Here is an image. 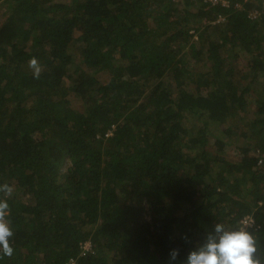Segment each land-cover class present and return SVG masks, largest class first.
I'll return each mask as SVG.
<instances>
[{
	"label": "trees",
	"instance_id": "1",
	"mask_svg": "<svg viewBox=\"0 0 264 264\" xmlns=\"http://www.w3.org/2000/svg\"><path fill=\"white\" fill-rule=\"evenodd\" d=\"M0 6V184L13 188L0 264H182L218 223L252 234L264 264V15L248 17L259 3ZM222 117L245 138L235 159L209 151ZM86 240L94 252L80 255Z\"/></svg>",
	"mask_w": 264,
	"mask_h": 264
},
{
	"label": "clouds",
	"instance_id": "2",
	"mask_svg": "<svg viewBox=\"0 0 264 264\" xmlns=\"http://www.w3.org/2000/svg\"><path fill=\"white\" fill-rule=\"evenodd\" d=\"M34 78L39 79L42 67L37 58L32 57L28 62ZM0 254L10 257L13 248L9 239L13 232L9 227L6 217L9 214L7 198L13 193V188L7 183L0 184ZM217 236H209L207 242L198 250H191L187 254L186 261L182 264H261L255 258L257 252V241L255 237L244 229L230 231L222 224H216ZM178 250L171 252V259L175 260Z\"/></svg>",
	"mask_w": 264,
	"mask_h": 264
},
{
	"label": "rangeland",
	"instance_id": "3",
	"mask_svg": "<svg viewBox=\"0 0 264 264\" xmlns=\"http://www.w3.org/2000/svg\"><path fill=\"white\" fill-rule=\"evenodd\" d=\"M1 7V6H0ZM79 32L76 31L75 32V36H78ZM78 46V44H77ZM77 56H79V50L77 51ZM240 66H243L244 61H240ZM72 107L77 106L76 102L71 103ZM245 111H241L238 114H236L235 118L238 119L239 116L243 115ZM250 114V112L248 113V115ZM230 120H228L227 118H220L218 120L215 121H210V124L208 125V134L210 137V145H212V147L214 148H210L209 151L212 153H218V154H223V156L225 158H236V154L237 151L239 149L240 146H242L245 142V138H243L241 135L237 134V136H232V134L230 136H228L226 133L224 134V129L227 128V126L229 125ZM239 122V119H238ZM188 124L192 127V128H196L200 123V121H198V119H196L195 116H191L189 118ZM219 140L216 144L217 146H215V141ZM217 147V148H216ZM216 148V149H215ZM220 150H223L222 152ZM252 154H257V149H250Z\"/></svg>",
	"mask_w": 264,
	"mask_h": 264
},
{
	"label": "built area",
	"instance_id": "4",
	"mask_svg": "<svg viewBox=\"0 0 264 264\" xmlns=\"http://www.w3.org/2000/svg\"><path fill=\"white\" fill-rule=\"evenodd\" d=\"M205 4L208 6H222L226 8H241L244 3L248 2H257L260 5V8L255 7L248 13V17L251 19H255L260 15H264V0H203ZM223 20V17L219 16L217 21ZM261 162V160H259ZM244 225L251 226L253 225V221L249 216H246L243 220ZM81 252L80 255H84L87 252H94L93 246L89 240L83 241L81 244ZM65 264H78V262L74 258H70Z\"/></svg>",
	"mask_w": 264,
	"mask_h": 264
}]
</instances>
